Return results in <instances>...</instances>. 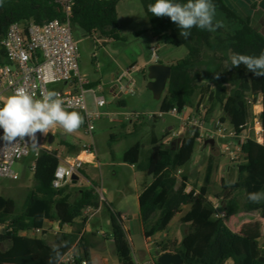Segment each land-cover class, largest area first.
Wrapping results in <instances>:
<instances>
[{
    "label": "trees",
    "instance_id": "1",
    "mask_svg": "<svg viewBox=\"0 0 264 264\" xmlns=\"http://www.w3.org/2000/svg\"><path fill=\"white\" fill-rule=\"evenodd\" d=\"M61 1L0 0V67L9 65L2 42L10 27L13 24L29 26L55 21L65 23ZM123 1L76 0L71 21L72 30L80 31L84 37L91 39L99 36L107 38L110 42L118 41L120 36L117 9ZM139 1L149 21L151 36L160 45L186 49L188 53L187 59L171 67V80L163 100L159 103L160 114L169 117L176 111L186 119L194 115L206 129L215 128V118L220 112L228 117L233 127L248 122L249 118L241 109V104L244 97L251 93L249 83L255 76L244 65L232 67L227 54L259 56L264 51V39L253 31L250 23L243 22L231 13L222 0H212L216 7L215 16L222 17L228 30L220 27L210 32L193 27L190 35L185 38L180 36L179 27L170 18L155 17L148 11V6L155 3V0ZM177 2L186 3L187 0ZM206 58L217 64L220 69L227 65L229 70L233 68L232 76L238 83L237 91L230 95L225 88L197 84L201 78L197 68ZM144 73H147V70ZM258 79L264 126V77ZM205 102L208 103L206 106ZM119 107L125 109L126 104L120 103ZM201 112L203 114H200ZM159 122L161 121L155 119L153 125L156 126ZM248 124L251 127V123ZM81 128L86 130L84 124ZM144 129L143 123L135 125L134 132L126 137L127 148L124 155V163L135 167L142 174L144 184L149 179L158 177L152 185L145 184L139 199L144 237L151 241L166 233L174 220L182 216L190 206L194 212L191 235L197 236L215 221L218 213L215 209L216 203L209 199L217 171L216 160L214 157L209 160L201 186L200 183L181 176V169L187 165L190 151L196 148L204 149V143L195 144L192 148L190 140L186 138L178 149L173 150L156 140L151 144L147 162L141 163ZM187 131L188 134L191 133ZM62 146L69 149L70 156L77 155L82 150V145L79 144L63 143ZM239 162L244 163V168L239 174L237 188L221 201V210L227 215L225 221L217 222L203 256H188L181 251L175 253L182 258L183 264H264V248L257 241L247 240V255L237 254V237L227 226V222L238 214H258L264 221V200L253 203L248 199L251 192H264V142L259 160H251V147L246 145L242 148L236 164ZM60 166L58 153H42L37 172L33 176V189L13 214L6 212L9 201L0 197V264H49V258L54 256V248H59L63 258L70 251L78 250L88 264H102L100 257L92 260L88 258L85 240L82 238L89 223L82 220V215L90 208L97 213L102 205L100 198L92 188L77 192L78 184L55 190L53 183ZM82 176L86 178L84 171ZM187 188L192 189L190 195L186 194ZM62 207L66 208V216L69 219V234L63 232L66 223L60 213ZM112 218L115 220L114 216ZM46 225H59L61 228L52 243L48 241L46 232L40 238H28L35 232L44 231ZM156 248L161 254H165L160 250V246ZM61 261H53V264H60Z\"/></svg>",
    "mask_w": 264,
    "mask_h": 264
},
{
    "label": "rangeland",
    "instance_id": "2",
    "mask_svg": "<svg viewBox=\"0 0 264 264\" xmlns=\"http://www.w3.org/2000/svg\"><path fill=\"white\" fill-rule=\"evenodd\" d=\"M118 13V34L120 39L118 41L110 42L107 38H99L106 43L104 46L100 44L99 46H94L93 43H87L82 38V33L80 31L73 29L74 41L79 46L80 51V74L84 80L92 86L86 87L85 91L88 92L85 96L88 111L90 114H101V118L96 122V129L93 134L95 142H96V150L99 155L101 163H104V156L106 155V151L109 144V138L111 135H121L122 127L119 123H111L107 120L108 116H114L119 122L122 121V112L129 113L131 115H157L159 110V104L153 100L152 94L148 91L149 80H148V69L149 63L156 57L157 61L160 65L166 67H172L176 63L187 59L188 53L186 49H175L173 47L167 45H160L156 39H153L150 33V24L149 21L144 14L142 6L139 0H124L117 9ZM214 21H220L223 24L221 17L216 16ZM227 25L223 24L224 29L228 30ZM231 29V28H229ZM234 30V29H232ZM96 38V37H95ZM96 38V39H97ZM153 49L157 50L156 52ZM155 52V53H154ZM229 64L231 65V55L227 54ZM147 73H144V71ZM198 73L201 78L197 82V84L202 85H211L214 88L220 87L225 88L229 91V94L232 95L235 91H237L238 83L235 80L234 76H232V71L228 69V65L220 69L217 64L206 58L203 64L197 68ZM218 77V78H217ZM125 80L123 82V87L127 88L130 83H135L132 90L128 93V96L120 98L119 95H115L112 91L114 85L117 87L119 85V89L122 86L119 84L120 81ZM251 96L257 97L260 95L259 90V79L257 76L252 77L250 80ZM72 87V86H71ZM65 88L62 86L56 87V90L62 91L64 93L72 92V88ZM94 92L97 98H104L106 102V107L97 110L94 103ZM8 97V96H7ZM124 100L126 103V108L121 109L119 107V102ZM208 104L204 103V106ZM201 114V113H200ZM220 121V123H226L229 125V119L225 114L219 113L215 121ZM161 122H159L160 124ZM84 124V123H83ZM142 124V123H141ZM139 124V125H141ZM145 124V123H143ZM149 124V123H148ZM150 124H154L150 122ZM168 126L173 127L172 135L175 138L183 139V137H189L193 144L197 143V139L194 135H189L185 124H183L179 118L174 117H166L165 121L158 126L157 136L162 137ZM52 136L55 137V143L50 146L48 143L44 145V150L47 152H56L61 157L62 160H69V149L67 148V152L62 151L63 143L70 144H84L89 145L91 143V139L88 135H86V131L81 127L74 133L68 134L63 131L59 126H54L51 129ZM172 137V136H171ZM84 142V143H82ZM220 142L216 141V147L219 149ZM144 147L146 153H150V145L147 146V138L144 140ZM215 149L212 153V156L219 160V162L225 161V156L220 158V151ZM194 150V151H192ZM190 162H193L194 167L199 171L197 172L199 175L201 173H205L207 167V159L206 157L201 156L202 148L192 149ZM262 154V153H261ZM261 157V156H260ZM143 162H147L145 160V155L142 159ZM189 162V166L191 163ZM31 162L25 161L21 164L15 166L14 170L21 176V180L17 183L9 182V181H0V197H5L9 203L7 206L6 212L8 214H13L17 207H20L26 200L28 193L33 189V174H31L27 168H29ZM200 164V165H199ZM87 174L93 175V180L96 183H99V189H101V176L105 177L109 174L108 170L105 168L98 170L93 166L86 167ZM197 173H193L190 176L192 179H196L199 177ZM202 175V174H201ZM205 175V174H204ZM204 178V177H203ZM198 181V180H193ZM199 182H203L199 180ZM79 185H83L82 180ZM213 197H216L218 201L223 198V192L219 193V190H213ZM186 211L190 212L192 216L191 208H187ZM60 213L65 219L66 217V208H60ZM111 215L114 216L117 223L116 214H110L109 210L103 205L101 212H99L95 217L91 220V231L94 234L99 233H113V228L110 227L112 222ZM183 217L178 222V237L183 236L187 238L191 235V225H192V217ZM70 227H65L64 232H68ZM175 230V228H174ZM176 233V234H177ZM239 237L236 240L235 250L238 255L245 256L247 255V250L244 242L248 240L257 241L262 248H264V227H259L255 230L251 231H240ZM32 237V236H30ZM38 238V237H37ZM40 238V237H39ZM55 237H53L54 240ZM245 238V239H244ZM162 239V235L158 236L154 243H160ZM173 238H169L165 242L160 243V250L162 252H166L171 250L173 253L176 252H185L186 249H183L185 246L177 244L174 242ZM128 243V242H127ZM153 244L149 245V250L154 255L156 247ZM126 241L124 244L121 239L116 241V245L114 243H110L111 252L115 251L114 247L119 249L121 252L120 260L123 264H136L135 256L138 257L139 251L144 250L143 243L141 241L134 242V249L132 250L131 244L128 243L126 247ZM125 245V246H124ZM189 246V244L187 245ZM202 246V245H200ZM200 246H196L194 243L190 250L194 251V253H200ZM146 253V252H144ZM150 260V257L147 258ZM145 261L141 262L144 263Z\"/></svg>",
    "mask_w": 264,
    "mask_h": 264
},
{
    "label": "built area",
    "instance_id": "3",
    "mask_svg": "<svg viewBox=\"0 0 264 264\" xmlns=\"http://www.w3.org/2000/svg\"><path fill=\"white\" fill-rule=\"evenodd\" d=\"M76 0H62L60 5L63 8L66 17L65 23L55 21L45 25L31 24L24 26L22 24H13L2 42V48L5 51L9 65L0 67V101H3L13 94L14 90L19 87L25 88L34 95L35 98H41V93L51 90L57 86H73L76 85V92H58L60 98L64 100L65 107L68 111H78L84 117V125L86 133L91 139L89 145H84L81 152L77 155L70 156L69 160H61V166L55 174L53 188L62 190L70 184H73L74 177L82 178V171L87 166H98V155L95 150L94 132L96 122L101 118V114H90L85 96L89 94L85 91L89 84L81 77L80 74V51L78 44L74 41L73 30L71 26L73 8ZM156 52V51H155ZM154 52V53H155ZM157 64L156 57L151 60L152 65ZM122 80L119 84L124 93H129L135 83H130L127 88L123 87ZM94 95V103L97 110L106 107L104 98H97ZM2 106V104H0ZM241 109L249 118L248 122H244L229 134L219 126L213 129H206L196 116L189 119L178 115L176 111L172 112L169 117L179 118L185 124L187 130L194 133L197 139L196 144L205 143L208 140H227L232 139L236 142L235 150L227 144L222 146L221 155L228 158L232 165L239 161V155L242 148L246 145L264 142V126L262 122L263 106L260 97L246 95L241 104ZM122 121L119 122L114 116H108L107 120L111 123L126 122H154L155 119L162 121L166 117L161 115H131L122 112ZM251 123V127L248 123ZM3 130L0 129V136ZM39 138V146L33 148L30 144L23 142L5 146L0 141V181H9L17 183L21 180V176L15 172L16 165L25 161L31 162L27 170L31 174L37 172V166L44 150V145L49 143L52 137L51 130L44 137L37 133ZM175 138H170L163 142V146H170ZM195 144H192V148ZM192 193L191 188H187L186 194ZM100 198L102 195L97 192ZM188 208V207H187ZM186 208V209H187ZM189 208H192L191 206ZM183 213L184 217H190V212ZM218 211L215 220L218 222L225 221L226 216L219 214L220 205H216ZM192 211V209H191ZM96 211L92 208L86 210L82 215L83 221H90ZM117 217L118 225H122L125 220L123 217ZM45 231H38L28 236V238L40 237ZM32 236V237H30ZM60 264H88L77 253L72 250L64 256ZM145 264H159L157 260L150 259Z\"/></svg>",
    "mask_w": 264,
    "mask_h": 264
},
{
    "label": "crops",
    "instance_id": "4",
    "mask_svg": "<svg viewBox=\"0 0 264 264\" xmlns=\"http://www.w3.org/2000/svg\"><path fill=\"white\" fill-rule=\"evenodd\" d=\"M225 7L233 13L236 17H238L240 20L243 22H249L251 25V28L253 31L258 34L262 39H264V0H222ZM218 17H221L220 15H216ZM215 16V17H216ZM222 19V17H221ZM98 36H96L97 38ZM82 38L84 41L87 43H93L94 46H99L100 44H103L104 46L106 43L109 42H104L103 40L96 39V38H89V37H84L82 34ZM100 38V37H99ZM154 39V38H153ZM153 51H157L156 49ZM151 62L149 63L150 66ZM92 86L90 84L88 87ZM59 87V86H57ZM65 88H69L71 86H62ZM56 87H52L51 90H54L56 92H62L59 90L55 89ZM72 92H76L77 88L76 85H73L72 87ZM115 95H119L120 98L128 96L127 93H124L121 88L119 89V85L116 87L114 85L113 90H112ZM119 103H124V100H121ZM126 104V103H125ZM159 104V103H158ZM160 112V105H159V110L158 113ZM203 114V112H201ZM165 119L161 121L160 124L154 126L150 124V122H144L145 124V129L143 131L142 135V145L144 147V140L147 138V146L158 140L162 142H165L166 140L173 138V135L171 134L173 131L172 126H168L163 133L162 137L157 136V129L158 126H160ZM143 123V122H142ZM149 123V124H148ZM136 124H141V123H136V122H126L120 124L122 127L121 135H111L109 138V144L108 148L106 151V155L104 156V163H101L99 155H98V166H93L98 170H101L105 168L108 170L109 174L105 177L101 176V189H99V183H96L92 178L93 175H88L86 172V167L84 168V173L86 178L82 176L80 181L82 180L83 185L77 186V192H80V190H90L91 188L94 189L96 192L100 193L102 195L101 197V207L100 210L97 212H101L103 205L106 206V208L109 210L110 214H116L115 216L123 217L125 222L120 226L118 225L112 218V222L110 224V227L113 228L114 232L113 233H99L94 234L91 231V220L89 221L86 230L84 231L83 234V239L85 240V247H86V254L90 260H92L95 257H100L102 260V264H123L120 260V255L121 252L116 250L117 248L114 247L115 251L111 252V247L109 246L110 243H114L116 245V241L118 239L122 240V243L126 241V247L129 245L128 243L131 244L132 250L134 249V242L135 241H141L143 243V248L145 251L141 250L139 251L138 257L134 255L136 264H145L148 261V257L150 259H155L157 260L158 257L165 255V254H172L176 255L173 253L171 250H168L165 252V254H161L159 250L156 248L154 255H152V252L149 250V245L153 244L155 240H146L144 237L143 233V226L141 223L140 219V204H139V199L140 196L142 195V189L144 188L145 184L147 186H150L157 180L158 177H154L149 179L145 184L142 179V174L135 168L131 167L127 164L124 163V155L126 151V137L128 135H131L134 130H135V125ZM216 126H219L221 129L226 131L227 134H229L231 131H233L235 128L231 125L229 121V125L226 123H220V121H216ZM212 129V128H211ZM210 130V129H209ZM86 131V130H85ZM87 135V133H86ZM189 135H194L193 132H191ZM172 136V137H171ZM54 137V136H53ZM188 138L192 143L191 139L189 137H183V139L177 138L176 140L174 139L171 143L170 146H167L169 149L176 150L179 148L180 144L184 139ZM95 140V139H94ZM213 141H219L220 142V147L219 149L216 147L208 146L205 147L204 149L201 150V156L206 157L207 159V165L209 160L211 159L212 153L215 149H218L220 151L221 155V149L222 146H225L226 144L229 147H232L233 150H235L236 142H234L232 139H227V140H213ZM54 143H55V137H54ZM53 143V144H54ZM84 143V142H82ZM82 145V148L84 147V144H79ZM95 147H96V142H95ZM251 160L256 161L259 160L261 157V153L263 151V142L262 143H255L251 144ZM96 150V148H95ZM62 151L65 153L67 152V148L63 147ZM194 151V150H192ZM97 152V150H96ZM145 155V160H148L149 153H146L145 149L143 150L142 153V158H141V163H145L142 161L143 157ZM192 152H190L189 155V160L187 165L181 169V176L185 178H190L191 180H198L196 182L200 183V181L204 180V174L201 173L200 175L197 173L199 172L196 167H194L193 162H190ZM223 156L221 155L220 158ZM61 159V157L59 156ZM216 160V174L214 175L213 178V187L210 192V197L209 199L212 200L216 205H220V210L219 214H222L224 216H227L224 211H222L221 207V201L223 200L224 197L228 196L233 190L237 188V181L239 174L241 170L244 168V163H237L235 165H232L228 158H225V161L219 162V160ZM189 162L191 165L189 166ZM200 165V164H199ZM207 168V167H206ZM197 173L199 175L198 178L192 179L190 176H192L193 173ZM202 182L200 183L201 186ZM213 190H219V193L223 192V198H221L219 201L216 197H213ZM193 212V211H192ZM96 214V215H97ZM194 213H192V218ZM95 215V216H96ZM94 216V217H95ZM183 217H178L174 220V222L170 225L166 233L162 235L161 242L167 241L169 238H173L175 243L177 242L178 246L182 245L185 246L183 249L185 250V254L188 256H198L201 257L205 253V250L210 243L213 234L215 232L216 224L218 221H214L211 223L208 227H206L204 230H202L197 236H188L187 238L183 236H179L177 233L178 230V222L182 221ZM66 226L65 227H70L69 224V219L67 216L64 219ZM227 226L232 231L236 237L238 238L239 232L240 231H251L255 230L259 227H264V221L261 219L260 215L258 214H238L236 217L231 218L227 222ZM175 228V230H174ZM45 231L48 234V241L53 242V237H55L60 231L61 228L59 225H46ZM64 232V230H63ZM1 233V229H0ZM65 234L71 233V228H69V231ZM177 233V234H176ZM236 238V240H237ZM245 239V238H244ZM248 240V239H246ZM128 242V243H127ZM160 242V243H161ZM160 243H154V246H160ZM196 244V246L201 247V251L199 254L194 253V251L190 250V247L193 244ZM189 244V246H187ZM245 244V242H244ZM124 245V246H125ZM146 252V253H144ZM77 253L80 255L81 258L82 255L81 253L77 250ZM84 259V258H83ZM145 261L144 263H141Z\"/></svg>",
    "mask_w": 264,
    "mask_h": 264
},
{
    "label": "clouds",
    "instance_id": "5",
    "mask_svg": "<svg viewBox=\"0 0 264 264\" xmlns=\"http://www.w3.org/2000/svg\"><path fill=\"white\" fill-rule=\"evenodd\" d=\"M148 11L155 17L170 18L179 27L180 36L185 38L190 35L193 27L210 32L223 27L222 22H213L216 7L212 0H187L186 3L155 0V3L148 6ZM240 65H244L254 76L264 77V51L259 56L232 55L231 66ZM0 104V129L3 130L0 141L5 146L23 142L37 148L40 143L37 133L46 137L54 126H59L65 133L71 134L84 123V117L78 111H68L64 100L54 90L42 92L41 98L37 99L25 88L19 87ZM248 199L259 203L264 200V192H251ZM53 252L49 264L63 258L59 248H54Z\"/></svg>",
    "mask_w": 264,
    "mask_h": 264
},
{
    "label": "water",
    "instance_id": "6",
    "mask_svg": "<svg viewBox=\"0 0 264 264\" xmlns=\"http://www.w3.org/2000/svg\"><path fill=\"white\" fill-rule=\"evenodd\" d=\"M172 69L171 67H166L160 64L152 65L148 69V80L149 86L148 91L152 94L153 100L156 103H160L167 91V87L171 80ZM261 98V95H260ZM54 143V137L49 139V145L52 146ZM216 142L213 140H208L204 143L205 147H214ZM78 177H74L73 185L78 184ZM157 262L159 264H183V260L178 255L166 254L158 257Z\"/></svg>",
    "mask_w": 264,
    "mask_h": 264
}]
</instances>
